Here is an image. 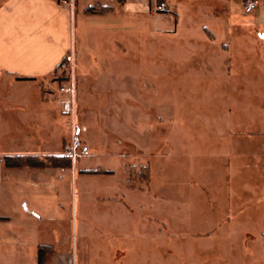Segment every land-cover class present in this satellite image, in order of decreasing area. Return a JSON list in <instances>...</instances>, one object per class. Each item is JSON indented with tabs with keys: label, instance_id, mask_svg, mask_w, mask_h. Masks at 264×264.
<instances>
[{
	"label": "rangeland",
	"instance_id": "rangeland-1",
	"mask_svg": "<svg viewBox=\"0 0 264 264\" xmlns=\"http://www.w3.org/2000/svg\"><path fill=\"white\" fill-rule=\"evenodd\" d=\"M246 1L230 0L228 5L214 6V13L221 19L215 23L210 20L209 24H213V31L224 36L218 35V39L204 28L202 33L206 43L199 34L190 35L191 42L181 41H189L187 35L180 37L179 41L160 35L157 43L153 40L154 35L142 36L133 28L127 35L125 30V57L129 61L125 76L106 79L117 70L109 68L102 71L104 76L91 82L90 94L97 98L91 103V108H84L79 103L80 77L73 60L72 76L77 86L76 117L62 116L64 134L58 156H62L65 145L69 144L76 121L82 141L94 145L89 146V157L76 158L77 164L95 159L97 165L113 170L111 176L93 177L89 181L94 188L91 192L99 194L110 187L126 193L130 203H125L117 194L115 201L120 198L126 211L119 203H109L108 207L100 202L92 205L93 208L86 205L85 212L81 213L80 205L77 208L72 201L70 177H67L66 183L62 184V188H66L64 195L55 199L51 196L50 200L57 202L51 211L43 214L46 219L41 225L44 239H54L62 248L82 249L83 264L239 263L235 248L256 240L260 237L257 235L264 233V214L258 215L259 220L248 218L255 214L253 210L256 207H264L256 197L258 191L254 186L257 178L253 174L236 173L226 179L215 163L203 169L194 150L203 135L256 134L263 129L262 125L250 121L256 120L258 114L254 111L260 109L258 105L252 107L251 97L256 103H264V88L235 87L236 83L241 85L264 75V15H256L264 9V2L257 0L258 6L245 13L243 6ZM93 7L95 12L111 10L106 6ZM230 15L241 27L235 34L233 55L230 44L224 39L228 32L224 24H228ZM230 72L231 76H228ZM60 78L54 70L49 76L38 78L29 88H40L44 99L53 100L46 91L54 88ZM2 88H6L5 85ZM108 88L128 90L131 97L129 106L124 110L111 106L108 103L111 94L106 92ZM95 115L102 116V120L90 118L89 129L85 130V119ZM11 116L8 111L2 115L7 122L11 121ZM210 143L212 151L218 149V141ZM1 147L6 146L3 144ZM193 159L195 164L188 165ZM48 172L50 179L56 177ZM176 197L180 198L178 216L172 205V198ZM19 207L20 214L34 217L32 213H38L31 211L33 206L26 199L20 200ZM94 211L119 216L120 219L114 221L115 227L121 228L126 224L131 232H116L112 236L108 231L113 229L111 226L100 227L98 224L100 235H93L91 230H94L95 223L89 215ZM232 212L238 214L231 215ZM58 215L66 218L68 233L65 229L60 230L54 219ZM233 216L234 220H226ZM82 224L90 232H82ZM74 225L78 226L76 231ZM19 228L25 238L24 226ZM143 228L145 230L140 231ZM255 230L259 231L258 234L252 235ZM63 233L70 235L65 243L62 241ZM32 254L27 247L13 257V263L3 259L0 264H37L35 256L32 262ZM6 255L2 252V258Z\"/></svg>",
	"mask_w": 264,
	"mask_h": 264
},
{
	"label": "crops",
	"instance_id": "crops-1",
	"mask_svg": "<svg viewBox=\"0 0 264 264\" xmlns=\"http://www.w3.org/2000/svg\"><path fill=\"white\" fill-rule=\"evenodd\" d=\"M66 1L68 4L63 3V0H0V263L3 259L12 262L13 257L27 247L33 253L31 260L34 262V258L37 259L38 246L44 245L52 249L45 254L44 264H83L82 249L79 248L81 251H78L76 247L71 248V246L67 249L62 248L54 239H51L52 241L44 239L46 237L41 233V225L46 221L43 214L54 208L57 202L51 201V196L55 199L64 195L66 188H62V184L66 183L67 177H70L72 201L77 208L80 205L81 213L85 212L86 205L93 208L92 205H99L100 202L108 207L110 204L119 203L123 208L120 198L115 201L117 194L125 203H130L126 193L115 191L110 187L98 192L99 194L91 192L94 188L89 181L94 179L93 177L113 174L110 168L97 165L95 159L89 162L83 160L81 165L74 159L70 168L5 166L2 157L6 155H60L64 134L61 119L64 114L54 100H46L42 97L40 88L29 87L35 84L38 78L49 76L64 56L69 55L74 60L80 77L79 103L84 108H91V103L97 101L96 95L93 97L90 94L91 82L96 78H102L104 76L102 71L109 68L117 70V73L111 74L112 76L106 79L112 77L111 79L114 80L116 76H125L126 64L129 63L124 49V44L127 43L125 30L127 35H130L131 28L138 30L137 33L142 36L154 35L155 38L152 39L157 43L159 42L157 37L160 35H168L178 41L180 37L187 35L189 41H181L191 42L193 40L191 36L199 34L206 43L202 33L204 28L213 32L216 38L218 35L224 36L213 31L211 26L213 24H209L210 20L215 23L221 19L214 13L216 11L214 6L230 3V0H161L166 3L167 11L155 13L153 4L156 0ZM259 1L264 2V0ZM93 6H106L111 10L85 11L86 8ZM256 15L258 17L264 15V9L256 12ZM229 17L228 24H224L225 29L228 30L224 39L230 44V52L233 55L234 40L237 39L235 34L240 32L241 27L233 16ZM117 35L119 37H116ZM117 44L118 48L115 47ZM262 51L264 56V36ZM233 59L234 56L231 57V60ZM231 73L228 76H231ZM24 77L34 79H23ZM3 85L6 88H2ZM235 87L264 88V75L241 85L236 83ZM106 92L111 94L110 97L108 96V103H111V106L123 110L129 106L131 97L128 90L108 88ZM256 94L258 96V93ZM251 101L252 107L258 105L260 109L254 111L258 114L256 120L252 119L250 122L262 125V131L256 134L219 133L211 137L203 135L198 139L201 143L197 144L194 152L198 154L195 157L203 169L215 163L219 170L224 172L226 179H230V174L236 173L255 175L257 180L254 188L256 187L258 191L256 197L264 204V107H262L264 103L254 102L253 96ZM5 111L12 113L11 121L3 120L2 115ZM90 118L95 121L102 120V116H87L85 130L89 129ZM212 141H218L217 150L210 149ZM84 143L88 147L90 144L94 147L91 142L85 140ZM3 144L6 147H1ZM194 164L195 159L188 163V165ZM89 170L109 173L84 172ZM48 171H51L49 175L56 177L50 179ZM25 199L33 206L31 211L38 212L32 213L34 217L20 214V200ZM179 203V197L172 198L176 216L179 215ZM55 210L60 214L59 209ZM253 211L255 214L248 218L259 220L258 215L264 214V207L259 209L256 207ZM236 214L238 213L232 212L231 215ZM89 217L95 223L94 230H91L93 235L98 233L100 235V229L96 227L98 224L100 227L111 226L113 229L108 231L112 236L116 232L125 234L131 232L126 224L121 225V228L115 227L114 221L120 218L113 213L101 214L99 211H94ZM54 219L58 222L61 231L68 227L65 217L58 215ZM231 219L234 220L235 217L226 220ZM23 226L26 232L25 238L21 234L22 229L19 228ZM74 226L76 231L78 226ZM81 231L90 232L83 224ZM258 232L255 230L252 235H257ZM68 236L70 235L63 233L64 243L67 242ZM256 237H258L256 240L235 248L240 260L238 264H264V233ZM2 252L8 256L2 258Z\"/></svg>",
	"mask_w": 264,
	"mask_h": 264
},
{
	"label": "built area",
	"instance_id": "built-area-1",
	"mask_svg": "<svg viewBox=\"0 0 264 264\" xmlns=\"http://www.w3.org/2000/svg\"><path fill=\"white\" fill-rule=\"evenodd\" d=\"M63 3L68 2L63 0ZM257 6V0H247L243 6L245 13L252 12ZM155 12L167 11V6L164 1H155L153 4ZM57 70L61 78L56 81L54 88H47V94L52 96L53 100L58 104L61 112L69 115L72 118L76 116L77 109V86L73 75V59L66 55L65 58L59 63ZM74 127L71 134L69 144L65 145L62 155L74 160L76 158H83L90 156L89 147L82 141L79 135V129L74 121Z\"/></svg>",
	"mask_w": 264,
	"mask_h": 264
},
{
	"label": "trees",
	"instance_id": "trees-1",
	"mask_svg": "<svg viewBox=\"0 0 264 264\" xmlns=\"http://www.w3.org/2000/svg\"><path fill=\"white\" fill-rule=\"evenodd\" d=\"M161 1V0H157ZM95 7H88L85 11L93 12ZM108 10H102V12H108ZM65 58V56H64ZM63 58V59H64ZM59 65V64H58ZM58 67V66H57ZM56 67V68H57ZM23 79H34L31 77H24ZM3 162L7 167H21V166H30V167H53V168H70L71 167V158L67 156H24V155H6L3 157ZM89 174L97 173H109L107 171L99 172L97 170L84 171ZM52 249L48 246L40 245L37 248V264H44V256L48 251Z\"/></svg>",
	"mask_w": 264,
	"mask_h": 264
}]
</instances>
